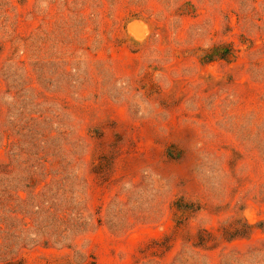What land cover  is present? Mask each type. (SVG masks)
<instances>
[{"label":"rangeland","instance_id":"1","mask_svg":"<svg viewBox=\"0 0 264 264\" xmlns=\"http://www.w3.org/2000/svg\"><path fill=\"white\" fill-rule=\"evenodd\" d=\"M0 264H264V0H0Z\"/></svg>","mask_w":264,"mask_h":264},{"label":"trees","instance_id":"2","mask_svg":"<svg viewBox=\"0 0 264 264\" xmlns=\"http://www.w3.org/2000/svg\"><path fill=\"white\" fill-rule=\"evenodd\" d=\"M228 56V50L227 49H222V50H217L214 49L210 54L205 56L206 61H212L215 57L220 58V59H225ZM176 208L182 209L179 205V203H176ZM248 229H250V226H247Z\"/></svg>","mask_w":264,"mask_h":264}]
</instances>
